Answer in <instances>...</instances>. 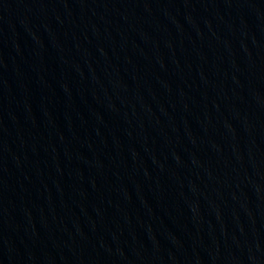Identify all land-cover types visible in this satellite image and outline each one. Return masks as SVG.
<instances>
[{
  "label": "water",
  "instance_id": "1",
  "mask_svg": "<svg viewBox=\"0 0 264 264\" xmlns=\"http://www.w3.org/2000/svg\"><path fill=\"white\" fill-rule=\"evenodd\" d=\"M0 264H264V0H0Z\"/></svg>",
  "mask_w": 264,
  "mask_h": 264
}]
</instances>
